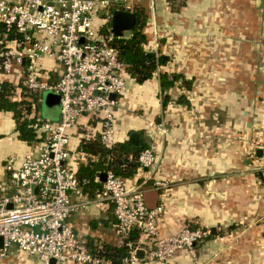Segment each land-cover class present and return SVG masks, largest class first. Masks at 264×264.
I'll return each instance as SVG.
<instances>
[{
    "label": "crops",
    "instance_id": "1",
    "mask_svg": "<svg viewBox=\"0 0 264 264\" xmlns=\"http://www.w3.org/2000/svg\"><path fill=\"white\" fill-rule=\"evenodd\" d=\"M181 1L171 7L158 0L154 8L153 0L165 69L179 74L167 102L161 104L156 74L141 83L125 76L115 127L122 137L136 130L155 144L156 155L152 167H140L126 183L142 186L147 206L162 204L161 233L184 223L208 230L193 254L178 250L164 264H264V0ZM149 119L165 133L153 134ZM75 141L73 133L71 148ZM25 151L0 112V178L3 160ZM83 157L73 151L69 162L75 167ZM86 198L71 195L76 234L115 242L104 223L113 217L111 203ZM9 248L0 264L33 263L31 254ZM145 258L138 264H155Z\"/></svg>",
    "mask_w": 264,
    "mask_h": 264
},
{
    "label": "built area",
    "instance_id": "2",
    "mask_svg": "<svg viewBox=\"0 0 264 264\" xmlns=\"http://www.w3.org/2000/svg\"><path fill=\"white\" fill-rule=\"evenodd\" d=\"M138 1L0 0V23L20 34L0 48V73L21 71L26 90L59 94L57 119L34 123L45 131L44 138L18 158L9 156L4 164L5 176L0 178V258L11 252L9 246H14L18 252L34 256L32 264H60L65 260L99 263L68 220L76 207L71 195L80 193L69 162V132L81 113L97 112L99 140L105 147L112 145L127 72L117 48L111 44L110 25H100L109 21L114 8L133 12ZM148 1L147 48L157 51L153 0ZM146 123L153 134L166 131L154 119ZM154 149L155 144L149 141L138 152L141 168L152 167ZM152 183L165 185L166 180L155 179ZM95 200L111 203L118 234L126 236L131 228L138 229L137 242H125L128 249L124 259L129 264L139 263L138 248L146 261L155 264H164L178 250L193 254L194 243L208 232L184 223L161 233L158 218L162 204L147 206L142 186L127 184L111 170L105 171Z\"/></svg>",
    "mask_w": 264,
    "mask_h": 264
},
{
    "label": "trees",
    "instance_id": "3",
    "mask_svg": "<svg viewBox=\"0 0 264 264\" xmlns=\"http://www.w3.org/2000/svg\"><path fill=\"white\" fill-rule=\"evenodd\" d=\"M166 2L171 7L178 5L172 0H166ZM149 7L148 0H139L133 11L135 20L131 29L125 34H112L110 41L117 48L118 58L125 63L124 70L136 82L141 83L152 75H157L158 94L160 95L161 104L164 105L169 99L166 90L173 85L179 74L165 69L168 57L167 54L161 51L160 47L157 51L147 48L150 35L148 33ZM109 24L110 22L106 21L100 27L104 28ZM19 36V32L0 23V48L5 45L6 41ZM21 74V71L16 74L0 73V112L9 115L15 137L26 146L27 150L36 141L38 142L44 138L45 131L34 125V123L47 118L41 117L39 113L40 94L26 90L21 81ZM50 77H54V75ZM181 97L182 95L177 97L178 101ZM73 127L76 130L73 131ZM73 127L69 134L71 138L74 133L76 141L72 148L69 141L68 152L69 155L73 151L80 152L84 156L83 161L78 162L74 167V172L78 179L80 192L85 194L88 199L94 197L101 186L99 178L101 171L111 170L126 181L140 168L137 154L149 141L139 137L136 143L129 142L127 136L122 137L115 127V139L112 145L110 147L103 146L99 140L100 116L97 112L81 113ZM6 160V158L3 160V169ZM3 176H5V171ZM95 176H97L96 179ZM72 213L73 211L70 213L68 220L72 229L76 232L77 227L73 223ZM104 223H107L116 235L115 242L94 236H84L81 237L84 245L94 256L99 258L98 264H129L124 259L128 249L125 242L129 240L136 243L138 229L131 228L126 236H121L115 230L114 215L113 217L109 215ZM206 235H209V233ZM141 259L142 257H139V262H141Z\"/></svg>",
    "mask_w": 264,
    "mask_h": 264
},
{
    "label": "water",
    "instance_id": "4",
    "mask_svg": "<svg viewBox=\"0 0 264 264\" xmlns=\"http://www.w3.org/2000/svg\"><path fill=\"white\" fill-rule=\"evenodd\" d=\"M135 14L132 11H127L120 8H114L110 14V30L114 35H121L123 32H126L131 29L134 24ZM112 97L113 94H110ZM40 99L50 108L48 116L50 120L57 119V113L59 109V94L57 92H52L51 90H43L40 93ZM129 142L136 143L138 139V132L136 130H130L127 135ZM259 153L261 149H258ZM100 180H104L105 171H101L99 174ZM144 198V197H143ZM1 245V237H0ZM136 255L142 257L143 251L141 248L136 250ZM50 262H53V258L49 259Z\"/></svg>",
    "mask_w": 264,
    "mask_h": 264
},
{
    "label": "rangeland",
    "instance_id": "5",
    "mask_svg": "<svg viewBox=\"0 0 264 264\" xmlns=\"http://www.w3.org/2000/svg\"><path fill=\"white\" fill-rule=\"evenodd\" d=\"M157 2H158V0H155V7L154 8H156V7H158V5H159V3L157 4ZM175 2H177V3H179L180 2V0H176ZM124 33H127V31L126 32H124ZM38 108H39V113H40V115H41V117H43V118H49V116H48V113L50 112V108L43 102V100H39V105H38ZM130 108V107H129ZM127 110H129V109H127ZM58 111V110H57ZM130 111V110H129ZM9 156H7L6 157V159L8 158Z\"/></svg>",
    "mask_w": 264,
    "mask_h": 264
}]
</instances>
